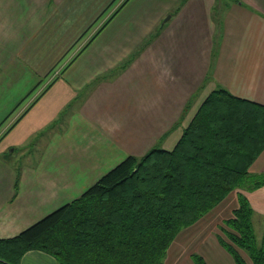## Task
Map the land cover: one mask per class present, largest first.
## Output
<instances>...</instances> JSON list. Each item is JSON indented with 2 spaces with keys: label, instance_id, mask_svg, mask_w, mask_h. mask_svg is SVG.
Segmentation results:
<instances>
[{
  "label": "crops",
  "instance_id": "1",
  "mask_svg": "<svg viewBox=\"0 0 264 264\" xmlns=\"http://www.w3.org/2000/svg\"><path fill=\"white\" fill-rule=\"evenodd\" d=\"M116 1L0 0V141L7 140L0 148V239L77 199L127 156L143 157L151 141L172 150L214 89L264 105V0H231L236 4L222 10L217 60L210 29L217 0H123L103 22ZM36 131L47 140L34 143ZM39 144L47 158L34 168ZM11 147L22 148L18 167L5 159ZM261 174L264 151L250 169ZM240 195L253 209L260 243L264 186L250 190L246 183L182 230L164 264H195L193 254L208 264H236L219 229ZM20 264L58 263L32 250Z\"/></svg>",
  "mask_w": 264,
  "mask_h": 264
},
{
  "label": "trees",
  "instance_id": "2",
  "mask_svg": "<svg viewBox=\"0 0 264 264\" xmlns=\"http://www.w3.org/2000/svg\"><path fill=\"white\" fill-rule=\"evenodd\" d=\"M264 151V105L214 89L172 150L127 156L77 199L17 236L0 239V264H20L29 251L58 264H164L182 230L208 215L248 183L264 186L250 169ZM253 209L240 195L220 226V244L236 264H264ZM195 264H208L193 254Z\"/></svg>",
  "mask_w": 264,
  "mask_h": 264
},
{
  "label": "rangeland",
  "instance_id": "3",
  "mask_svg": "<svg viewBox=\"0 0 264 264\" xmlns=\"http://www.w3.org/2000/svg\"><path fill=\"white\" fill-rule=\"evenodd\" d=\"M122 1L123 0H118L114 3L115 4L114 7L113 8L111 7L108 10V12L102 17L103 22L106 21L109 18V16H111V12L113 13V10H115L121 4ZM234 4H236V2H232L231 0H217L215 8L212 10V20H213L214 24L212 23V26L210 25V29H211V31H213V29H214V34L212 36L213 43L215 46L214 60L218 59V54L220 53L219 49H220V46H221V43L223 40L222 28H223L224 13H222V10H225L227 7L233 6ZM97 27L98 26H96L95 28L92 29V31L89 33L90 35L89 34L85 35L84 38H82L80 41H78L76 43V46L73 48V50L68 53L69 56L83 48V45L91 38V36L93 35V33L95 32ZM61 34H65V33H61ZM61 34L58 33L59 36H63ZM231 37H230V40L228 42L232 41ZM69 56L66 57L65 60H63L60 64H57L52 69L50 74L48 76H46V80H45V83L43 84L42 88H40L39 91L35 93V95L39 94L40 91L48 85V83L52 82V80H54V78L60 74L62 69L66 66L65 61L67 60V58H69ZM138 84H140L139 81L136 82V85H138ZM56 123L60 124L61 121L58 120V121H56ZM58 124H56V125H58ZM152 133H155V131H152ZM42 134H44V132H42V131H36L34 133V143L43 142V141L45 142L47 140V138L45 139V137H40ZM0 138H1V136H0ZM6 142H7V140H5V141L2 140V142L0 141V143H1L0 148L3 147L4 143H6ZM40 146H41V144L36 145V146L34 145V148H33L34 149V168H40V166L43 165L42 160L45 161V159L47 158L45 147H40ZM28 148H29V150H31L32 147H28ZM150 148H165V145H164L163 141L153 140V141H151V147ZM21 149H22L21 147L16 148V149H14V147H11L5 151V159L10 165L14 164L16 167H18L20 165V163H18V161H19L18 159H20L22 157ZM51 165L52 164L49 163L46 166L51 167ZM97 179L98 178H96L95 180H97ZM191 231L192 230L188 231L187 233H190ZM219 231L221 232L220 229H219ZM221 235H223V232H221ZM258 235H259V230H258Z\"/></svg>",
  "mask_w": 264,
  "mask_h": 264
}]
</instances>
